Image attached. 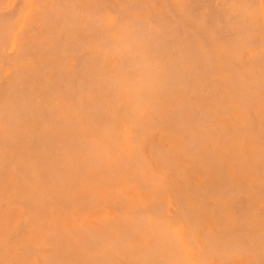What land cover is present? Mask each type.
Wrapping results in <instances>:
<instances>
[{
  "label": "rangeland",
  "instance_id": "rangeland-1",
  "mask_svg": "<svg viewBox=\"0 0 264 264\" xmlns=\"http://www.w3.org/2000/svg\"><path fill=\"white\" fill-rule=\"evenodd\" d=\"M44 1L46 5L43 8L41 4ZM65 1L75 4V9L80 10V3H82L80 0ZM110 1L107 5H103V7L106 6L104 8L97 6L96 12L113 25L119 22L120 14L116 13V10L113 11L114 0ZM157 1L158 5L162 3L161 0ZM15 2L18 4V0H0V12L12 9ZM38 2L35 1V5L36 8H41L40 17L43 20L42 22L35 20V22L40 33H43L47 22L45 18L48 7L46 6L52 8L55 3L58 5L60 2L58 0H41V4ZM17 4L13 8L20 10L18 15L16 14L17 17H14L15 20H12L15 27L19 26L23 16L32 10L25 2ZM151 7L153 8L152 5ZM140 14L143 16V13ZM14 32L12 31V35ZM36 33L35 31L34 34ZM43 35L45 41L49 43L55 38L52 33ZM3 54L6 56L5 51ZM2 58L0 56V95L10 89L8 82L15 83L11 89L20 86L25 90H35L49 84L59 73L49 68L35 74L31 73L32 77H23L22 74H18L20 70L16 72L13 64L5 59L2 61ZM31 59L30 56L29 60ZM113 62L114 55H110V64L113 65ZM110 68L117 74L136 73V70L122 69L118 65ZM64 71L67 70L62 69L60 74H64ZM224 80L221 79L220 88L227 91L228 80ZM136 93L129 86H125L122 92H115L116 100H112L110 106V137L102 132L106 129L105 127L94 124L97 121L91 122L87 119V113L76 109L77 99L66 101L64 97L55 96L53 110L56 114L64 113L73 120H78V126L72 123L57 129L46 125L41 127L39 137H35L25 121L11 123L0 115V264H106L109 258L110 263L116 264H140L144 261L155 263L156 259L159 260L161 257L154 255L142 258L140 256L142 251L151 248L154 244L164 246L162 248L164 254L172 264H178V262L181 264H252V262L260 264L255 259V253L247 247L254 239L252 238L254 231L261 229L264 233V197L260 193L264 189V111H260L254 103L243 111L244 114L241 117L239 116L241 112L236 107L242 102L232 103L231 97H225L228 94L226 93L218 101L221 104L218 112L208 114L209 116L202 120L204 123L199 120L194 121L191 117L194 114L187 112V125L190 124L191 126L188 127L194 129V137L202 140L204 136L201 145H197L199 148H196V151H190L187 147L191 137L186 124L181 125L185 121H181L179 116L171 110L167 111L166 106L159 103L142 110L136 102ZM171 102L174 104L175 101L171 100ZM215 102L209 99L197 101L205 109L211 108L213 104L217 105L216 100ZM223 107L226 112L222 110ZM250 109L254 111L250 113ZM51 111L49 110L47 114L50 119H53L54 115ZM240 121L251 127V129L244 128L250 129V133L241 131ZM258 121L259 124L253 125ZM140 128L142 134L138 133ZM240 133H243V136ZM42 136L49 141L50 148H43L40 142ZM96 136L97 138L101 136L99 140L102 149L99 157L94 161L91 158L92 155L85 152L79 143ZM159 147L162 149H158ZM65 150H68V154L70 153L67 161L61 157L63 153H66ZM136 150L137 154H135ZM57 153L61 159L58 158ZM9 161L13 164L11 165ZM55 174H57L56 177ZM51 175L52 177H49ZM225 185H229L227 190H234L233 194L230 190L229 195L226 194L218 199L221 207L215 209L212 206L214 199L206 197L204 193L218 191ZM237 187L240 188L237 190L239 193L235 192ZM47 191L53 193L49 198L42 195V192ZM243 193L249 198L247 202L243 201L244 207L251 210L252 214H249V217L247 214L236 215L238 214L237 205L231 204L236 202L238 194L243 195ZM35 195H37L36 200ZM231 196L235 199L233 200ZM181 200L185 201L183 206L180 204ZM24 201L26 204L23 203ZM31 201H35V204ZM58 203L61 206L64 203L62 210ZM144 213L149 217L150 225L152 224L149 231H144L146 236L143 232H141L143 236L140 235L137 227L134 228L139 216L142 215L143 218ZM242 218L245 220L243 221ZM247 223H250V226ZM157 227L166 230H163L162 236L156 233V230H159ZM220 228L225 229L222 236L226 239L224 240L228 244L227 248L223 246L219 249V245L214 244L213 235L218 236L217 232ZM87 229L89 233L93 231L101 236L105 243L99 241V247L98 243L92 242ZM134 229L139 234L136 235ZM73 232L76 234H71ZM123 232L131 236L130 241L127 239L130 237L125 236ZM192 232L195 233L192 234ZM122 235L129 243H122L123 249H120L117 248L115 241ZM189 235L192 236L191 239ZM215 242L219 244V240ZM91 243L97 244V247L92 246ZM196 243L199 246L198 249L195 247ZM238 243L244 245V250L235 249ZM112 245L117 250H123L121 253L124 259ZM168 247L173 249L172 252ZM38 250L40 253L37 252ZM241 253L244 256L240 255ZM221 258L224 261L220 260Z\"/></svg>",
  "mask_w": 264,
  "mask_h": 264
},
{
  "label": "bare ground",
  "instance_id": "bare-ground-1",
  "mask_svg": "<svg viewBox=\"0 0 264 264\" xmlns=\"http://www.w3.org/2000/svg\"><path fill=\"white\" fill-rule=\"evenodd\" d=\"M35 1H39L38 3L41 4V0H18V4L15 2L17 5L25 2L29 8H32L31 12L29 11L23 16L21 24L16 27L12 24V20H15L20 10L18 11L17 8L13 9L16 6L15 3L12 9L0 12V56L3 57L2 61L5 59L7 62L12 63L16 68V72L20 70L18 74H22L23 77L28 78L30 76L32 77L31 73L33 72L35 74L49 68L59 71L58 75L49 84L40 86L35 90H25L20 86L11 89L15 83L8 82L7 85L10 86V89H7L0 95L2 96L0 97V115L11 123L21 120L25 121L35 137L40 136L41 127L46 125H48L49 128L52 127L57 129L72 123L78 126V120H73L69 115L64 113H55L53 110L55 108L53 105V98L55 96L64 97L67 99L66 101L69 99L75 101L77 99L75 101L76 109L82 110L85 114L87 113V119L91 120V122L97 121L94 124L105 127L106 129L102 132H104L106 136H109L111 102L115 99V92H122L125 86H129L130 89L137 92L136 102L141 106L142 110H146L148 106L152 107L159 103L166 106L167 111L171 110L172 113L179 116L181 121H185V123L183 122L181 125L186 124V128L191 137L190 144L187 147L190 151H194L197 145H201L204 141V136L202 140H198L194 137V129L188 127L191 126L190 124L187 125V112L194 114V117L191 116L194 121L199 120L201 123H204L202 120L206 118V116H209L210 113L213 114L218 112L221 105L218 101L221 100L226 93L228 94H226L225 97H231L232 103H238L237 101L242 102L238 107L235 106L236 109L241 112L239 114L241 117L244 114L243 111L254 103L260 111H264V0H161L162 3L159 5L157 4V0H114L112 2V8L114 9L113 11L116 10V13L120 14V18L118 20V15L117 20L119 22L113 25H110V21L101 18L102 16L100 17V14L98 15L96 12L97 6L103 7V5H107L111 2L110 0H80L82 2H79L81 5L80 10L75 9V4L67 3L65 0H58L60 2H58V5L55 3L52 8H50L51 6H46L48 7L45 18L47 22L44 25L43 33H40L37 27L38 25L35 22V20H41L40 15H42L41 8H36ZM72 1L74 0H70V2ZM44 2L41 4L43 8L44 5H46V2L45 4ZM49 3L50 1L48 4ZM140 13H143V16ZM20 15L21 13L19 16ZM12 31H15L13 35ZM35 31L38 34H34ZM50 33L55 35L51 43L45 41L43 35ZM4 51L6 56H4V54L2 55ZM110 55H114L113 65L110 64ZM30 56L32 57L31 60H29ZM70 60H73V62H70ZM67 65H69V67H67ZM117 65L122 69L127 68L130 69V71L136 70V73L125 75L126 73L117 74L112 72L110 67ZM62 69L67 71H64V74H60L62 73ZM222 78L226 81L228 80L227 91H225L226 89L220 88V81ZM198 99H209L213 100L214 103H216V100L217 105L213 104L211 108L208 106L209 108L205 109L197 103ZM171 100L175 101L174 104H172ZM49 110H52L51 112L54 115L53 119L48 117L47 113ZM222 110L226 112L224 107ZM136 111L139 114L138 110ZM253 111L250 109V113ZM211 121L212 119L210 122ZM257 123L259 124V121L253 123V125ZM240 124L241 131H248L250 133L249 130L251 127L242 124V121H240ZM244 128L250 129L245 130ZM142 129L144 128L142 127ZM142 129L140 128L138 133H141ZM240 135L243 136V133H240ZM100 137L101 136L98 138L97 136L87 138L79 143V145H82L85 152L92 155L91 158H93L94 161L97 160L100 150L102 149L101 141L99 140ZM40 142L43 148H50L48 145L49 141L45 137L42 136ZM158 149L162 148L159 147ZM65 151L66 153H63L61 157L65 158L67 161L70 153L68 154V150ZM162 151L165 153L164 149ZM135 154H137V150ZM160 154L162 155L161 152ZM196 154H198V152H196ZM57 156L60 158L58 153ZM256 159L257 158H255V160ZM139 160H137L138 163L140 162ZM10 164L12 165L13 163L10 162ZM38 166H40V164ZM71 167L72 166H70V168ZM138 174L140 173L138 172ZM56 176L57 174H55V177ZM49 177H52V175ZM51 179L52 178H50V180ZM166 184L168 185V183ZM83 186L86 188L85 185ZM228 186L229 185H225L218 189V191H208L206 194L204 193L206 197L214 199L212 201V206L215 207V209L221 207L218 199L226 196L231 190H227ZM73 189H75V187H73ZM238 189L240 188L237 187L235 192ZM233 191L234 190H231L232 194ZM237 193L239 192L237 191ZM260 193H262L264 197V189ZM42 195L43 197L49 198L53 193L47 191L42 192ZM36 196L37 195H35V200L37 199ZM229 198L230 197H228V199ZM232 199L234 200L235 198ZM248 199V196L244 195V193L243 195L238 194V196H236V202L234 201L235 203H231L237 205L236 209H238V214L236 215L247 214L249 217V214H252L250 213L251 210L243 205V201L247 202ZM25 201L23 203H25ZM31 202L35 204V201ZM184 203L185 201L181 200V206H183ZM63 204L62 206L59 204L61 210L63 209ZM160 209L162 208L160 207ZM255 210L256 209L253 208L254 212H256ZM184 213L183 211V214ZM141 216L142 215H140L138 221H136L137 223L134 221L136 223L134 224V228L137 227L136 229L139 231L140 235H142L141 232H147L152 226V224L150 225L149 223L147 214L144 213L143 218ZM182 216L184 217V215ZM239 217L241 218V216ZM248 217L246 216L247 221ZM251 217L252 216H250V218ZM244 220L245 218L243 221ZM150 221H152V219ZM247 224L249 225L250 223ZM158 229L156 233H159L160 236L166 231L163 228L161 230L160 227ZM19 230L20 229H18V231ZM224 230L225 229L221 228L218 229V236L212 234L214 237V244L219 245V249L223 246L225 248L228 247L225 241L226 239L222 236ZM87 231L91 241L98 243L100 247L99 244L103 242L101 236L93 231L89 233L88 229ZM132 231L133 230H131V232ZM137 231L135 230L136 235L138 233ZM194 233L195 232H192V234ZM71 234L76 233L73 232ZM135 234L133 233V235ZM192 234L190 233V235ZM124 235L129 236L128 233ZM124 235L119 239L117 238L118 240L115 241L117 248L123 249L122 243L127 242V240L125 241L126 237ZM190 235L189 239L192 238ZM139 236L137 237L139 238ZM144 236H146V233H144ZM129 237L130 238H127L128 241L131 239V236ZM217 237L218 239H216ZM252 238L254 239H252V242L250 241L247 249L255 253V259L258 260L260 264H264L263 231L261 229L254 231ZM238 239H240L239 236ZM215 240H219V244L215 242ZM99 241L101 242L99 243ZM76 242H74V244ZM196 245L195 247L198 249L199 246L197 243ZM94 246L97 247V244ZM112 247L114 246L112 245ZM163 247L161 244H154L151 248L144 250V252L142 251V255H140L142 258L154 255L161 258L159 260H157V258L155 263H148L143 260L144 262L140 264H172V262L168 260L166 254H164ZM117 248L114 250L120 252L121 258L124 259V255L122 257L123 253H121L123 250L120 251L117 250ZM82 249L84 250V248ZM82 249H80V251ZM235 249L244 250V245L238 243ZM172 250L170 252H172ZM205 250L202 251L206 252ZM225 250L227 251V249ZM228 251H230V249ZM37 252H39V250ZM117 254L115 255L117 256ZM227 254L230 255L229 253ZM240 255L244 256L243 253ZM88 256H90V254ZM225 259H227V257H225ZM220 260L223 259L221 258ZM225 262H227V260ZM106 264L116 263H110L109 258ZM178 264L181 263L178 262Z\"/></svg>",
  "mask_w": 264,
  "mask_h": 264
}]
</instances>
